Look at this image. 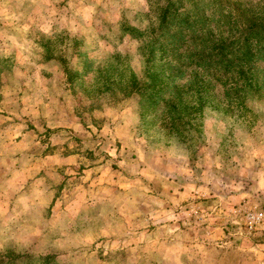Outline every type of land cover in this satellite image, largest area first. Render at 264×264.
I'll list each match as a JSON object with an SVG mask.
<instances>
[{
    "label": "rangeland",
    "instance_id": "374dc122",
    "mask_svg": "<svg viewBox=\"0 0 264 264\" xmlns=\"http://www.w3.org/2000/svg\"><path fill=\"white\" fill-rule=\"evenodd\" d=\"M166 2L75 0L71 16L53 10L39 25L50 34L55 27L92 38L97 25H111L106 32L119 38L115 51L129 57L125 62L111 46L87 50L78 44L69 45L61 61L44 60L38 45L19 38L40 10L27 0H0V42L17 48V63L0 67V151L11 155L38 126L49 139L67 134L59 155L54 146L45 157H56L69 190L81 189L70 211L76 215L82 200L96 199L112 231L102 238L112 250L97 249V240L80 264H264V220L256 228L246 222L247 213L264 216V61L255 68L259 88L240 97L245 111L231 107L218 90L162 94L157 102L132 92L135 80L147 81L150 35L133 39L124 28L156 29ZM243 2L264 12V0ZM240 12L239 6L233 14ZM66 63L77 70L67 71ZM185 77L170 81L169 89H182ZM100 97L107 104L90 110V98ZM12 159L17 169L25 164L19 151ZM7 264H30V258Z\"/></svg>",
    "mask_w": 264,
    "mask_h": 264
},
{
    "label": "clouds",
    "instance_id": "9594fccd",
    "mask_svg": "<svg viewBox=\"0 0 264 264\" xmlns=\"http://www.w3.org/2000/svg\"><path fill=\"white\" fill-rule=\"evenodd\" d=\"M29 7H37L40 16L36 18L29 33L19 37L30 40L38 45L42 52L39 54L44 60L61 61L63 53L69 45L77 44L87 50L111 46L113 55L118 54L121 60L127 62L129 57L115 51L119 46V38L113 39L106 29L111 25L95 27L96 38L92 34L75 33L66 29L53 28L51 34L40 29V24L49 14L56 10L65 18L71 16L75 0H27ZM99 2V0H98ZM103 19V17H100ZM103 41L101 45L100 41ZM9 49L10 54L4 55ZM37 49L33 47V52ZM26 54V53H25ZM88 56V59H92ZM17 63V48L8 41L0 42V67H9ZM78 58H76V65ZM76 65L66 63L67 71L77 70ZM80 70H82V63ZM89 109L101 108L107 104L105 97L90 98ZM27 114V113H25ZM47 113H45V119ZM138 118L134 125L137 131ZM22 123L20 128H24ZM48 127H54L51 122ZM68 139L66 133L61 132L49 139L45 135L43 126H38L36 132L25 135L24 140L12 150L9 155L0 151V166L6 171L0 173V258L7 261L12 258H22L30 264H80L88 255L91 246L105 249V254L112 250V245L105 244L102 238H110L112 231L109 228L110 220L99 211L98 201L91 197L82 200L78 214L70 211L75 204L76 197L81 189L72 188L63 184V178L55 165L56 157H45V152L56 147V155L63 150V143ZM19 151L21 159L25 161L23 167L17 169V160L12 155ZM30 153V154H29ZM11 161L8 163V161ZM45 161L35 166H28L27 161ZM87 221L84 229L81 222ZM79 228V230H77ZM91 240H84L85 235ZM95 251L91 257H95Z\"/></svg>",
    "mask_w": 264,
    "mask_h": 264
},
{
    "label": "trees",
    "instance_id": "16d2710c",
    "mask_svg": "<svg viewBox=\"0 0 264 264\" xmlns=\"http://www.w3.org/2000/svg\"><path fill=\"white\" fill-rule=\"evenodd\" d=\"M166 3L160 9L156 29L124 28L133 39L150 35L145 59L150 63L146 65L147 81L135 80L131 91L148 94L157 102L163 99L162 94H217L218 90L231 107L245 111L240 97L259 88L255 68L264 61L263 10L243 0ZM239 6L241 12L234 15ZM183 44L187 48L181 51ZM183 77L182 89H169L170 81Z\"/></svg>",
    "mask_w": 264,
    "mask_h": 264
},
{
    "label": "built area",
    "instance_id": "2783aa9c",
    "mask_svg": "<svg viewBox=\"0 0 264 264\" xmlns=\"http://www.w3.org/2000/svg\"><path fill=\"white\" fill-rule=\"evenodd\" d=\"M246 219L250 228H256L264 220V216L261 212H252L246 214Z\"/></svg>",
    "mask_w": 264,
    "mask_h": 264
}]
</instances>
